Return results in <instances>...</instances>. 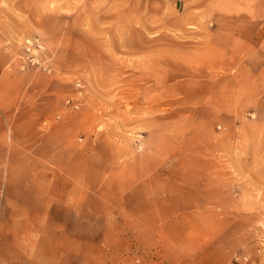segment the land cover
<instances>
[{
  "label": "rangeland",
  "instance_id": "obj_1",
  "mask_svg": "<svg viewBox=\"0 0 264 264\" xmlns=\"http://www.w3.org/2000/svg\"><path fill=\"white\" fill-rule=\"evenodd\" d=\"M0 264H264V0H0Z\"/></svg>",
  "mask_w": 264,
  "mask_h": 264
},
{
  "label": "bare ground",
  "instance_id": "obj_2",
  "mask_svg": "<svg viewBox=\"0 0 264 264\" xmlns=\"http://www.w3.org/2000/svg\"><path fill=\"white\" fill-rule=\"evenodd\" d=\"M36 7V6H35Z\"/></svg>",
  "mask_w": 264,
  "mask_h": 264
}]
</instances>
